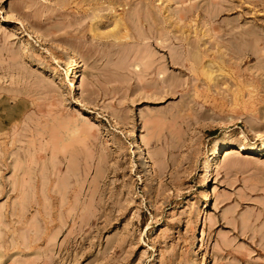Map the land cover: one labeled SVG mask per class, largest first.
Listing matches in <instances>:
<instances>
[{
	"label": "rangeland",
	"instance_id": "374dc122",
	"mask_svg": "<svg viewBox=\"0 0 264 264\" xmlns=\"http://www.w3.org/2000/svg\"><path fill=\"white\" fill-rule=\"evenodd\" d=\"M263 148L264 0H0V264H264Z\"/></svg>",
	"mask_w": 264,
	"mask_h": 264
},
{
	"label": "bare ground",
	"instance_id": "6f19581e",
	"mask_svg": "<svg viewBox=\"0 0 264 264\" xmlns=\"http://www.w3.org/2000/svg\"><path fill=\"white\" fill-rule=\"evenodd\" d=\"M75 82V81H74ZM71 84H72V82H71ZM73 85V84H72ZM253 133H254V136L257 138L259 135H260V133L257 131V129L256 130H253ZM241 148L243 149V148H245V146H241ZM255 149H257V151L259 150V148H255ZM264 149V148H263ZM216 150V149H215ZM222 150V149H221ZM217 151V150H216Z\"/></svg>",
	"mask_w": 264,
	"mask_h": 264
}]
</instances>
